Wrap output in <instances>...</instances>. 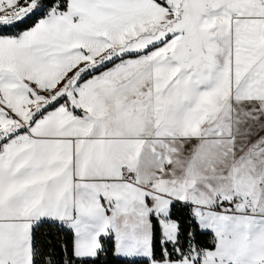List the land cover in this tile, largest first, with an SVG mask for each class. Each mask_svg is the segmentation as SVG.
<instances>
[{
    "label": "snow or ice",
    "instance_id": "snow-or-ice-1",
    "mask_svg": "<svg viewBox=\"0 0 264 264\" xmlns=\"http://www.w3.org/2000/svg\"><path fill=\"white\" fill-rule=\"evenodd\" d=\"M0 264H264V0H0Z\"/></svg>",
    "mask_w": 264,
    "mask_h": 264
}]
</instances>
